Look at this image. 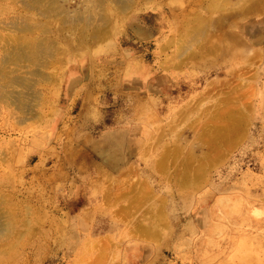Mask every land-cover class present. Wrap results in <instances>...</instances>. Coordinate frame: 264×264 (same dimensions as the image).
<instances>
[{"label": "rangeland", "instance_id": "1", "mask_svg": "<svg viewBox=\"0 0 264 264\" xmlns=\"http://www.w3.org/2000/svg\"><path fill=\"white\" fill-rule=\"evenodd\" d=\"M185 1H153L107 46L66 37L47 53L33 156L0 178L36 208V259L15 264H264V0H200L202 33ZM233 113L227 146L220 119Z\"/></svg>", "mask_w": 264, "mask_h": 264}, {"label": "bare ground", "instance_id": "2", "mask_svg": "<svg viewBox=\"0 0 264 264\" xmlns=\"http://www.w3.org/2000/svg\"><path fill=\"white\" fill-rule=\"evenodd\" d=\"M89 1L91 0H0V178L1 179L9 178L11 176L16 175L14 172L16 169L15 166L26 164L33 156L34 151L32 147H30V137H29L30 135L28 129L30 127L32 119H35L36 122L39 123V125H42L47 116L46 108L48 107L49 95L44 91L45 90L44 85L48 78L47 75L48 72L44 70L48 55L47 53L50 50H54L55 47L57 48L62 44L59 41L60 39L62 41V39L65 38L64 42H66V37L67 40L70 37L69 39L70 45L76 49L89 48L90 46L92 47V45L97 43V41L104 42L107 46L108 40L112 38V36L116 37L117 35L125 31V25L130 15L139 16L143 14V12L146 11V8H148L151 4H153V1L155 0H94V5L91 6L90 4L91 7H87L88 5L87 3H89ZM142 1L143 4L140 5V2ZM198 2L202 3L204 1L186 0L185 2H183V4H181L182 7L180 11H182L181 17L190 18L195 16L193 18H199L196 21L199 24L197 25L200 26L201 23L204 22L202 17H204L207 13L205 15L200 14L202 12L197 11L198 9L196 8L194 9V7L197 6ZM218 2L219 0L217 1V3ZM207 3L208 2H206V5ZM211 3H215V2H211ZM197 7H199V5ZM203 7L205 6L202 5V8ZM81 9L84 10L82 11ZM141 11L143 12L139 13ZM173 11L174 10H171V12ZM208 14L210 15L209 11ZM208 14L205 16L204 18L205 20L206 18L210 17V16L208 17ZM198 15L200 16L204 15V16L200 17ZM213 15L214 14L212 13L211 16ZM219 15H223V14H220L219 12ZM219 17L217 15L218 19ZM225 17L226 16H224V18ZM200 18H202L201 23H200ZM217 18L216 20H218ZM221 19L222 18H220L219 21H221ZM190 21L192 22V20ZM203 24L205 27L207 23H203ZM197 25H194L195 28H197ZM202 25L200 26L201 28L198 27L199 29L198 31L199 32L201 31V33L204 28L202 27ZM194 26H192L193 27L192 30L195 29ZM216 26L222 27V23L218 22V25L216 24ZM218 27L215 29L220 30L221 27L219 28ZM195 30L194 32L196 33L197 30L196 31ZM199 32L198 34L200 35ZM50 37L52 38L50 39ZM209 37H208V41L210 39ZM208 41L205 42L207 43ZM197 42H199V40ZM94 48L95 46L92 47V50ZM73 52L75 51L73 50ZM107 52H110L109 48L104 47L103 53H107ZM50 53L52 52L50 51L49 54ZM53 57L54 56L52 55L51 57L52 60H54ZM103 58H105V56ZM70 62L69 61L67 62L68 65L65 64V68L67 67V70L65 71L64 76H62L63 74L61 75L59 74L60 78H57L59 82L56 83L55 88H53L52 96L58 95L57 92L61 84V81L69 78L73 73L74 65ZM20 68L21 70L25 69L24 74L21 75L17 73L16 75H14L13 74L14 72L21 71ZM55 71L57 72L56 69ZM15 83L16 85L18 84L21 85V88L23 87L27 88L25 90H29V92L28 91L25 92L23 90H18V89L16 90L13 86ZM197 101L198 100H196V102ZM238 118L240 119V116H238ZM222 119L223 117L220 119V121L221 123H223V125L219 124L221 130L224 131V133L222 132L223 136L221 135L222 136L221 138L223 140L222 142L224 144V141H226V145H229L232 142L231 131L234 128L235 123L236 121H238V119L236 118V114L234 113L228 117V120L227 119L222 120ZM40 130H41L40 132L42 133V128H40ZM16 133L18 134L17 137L16 138L12 137ZM204 138L207 139V137ZM210 140L211 138L209 139V141ZM209 141L208 144L210 146L215 145L214 141L212 142ZM217 145H219L218 142ZM208 155L210 157L209 162L211 163L214 157L210 153ZM209 157H207V159ZM3 166L9 167V170H2ZM204 166L206 167L207 165L205 164ZM37 173H40L38 175L39 177H43L44 176L43 168L39 167ZM22 177L23 176L21 175V178ZM1 179H0V186L4 188V186L6 187V185L1 181ZM1 189H0V264H15L17 260L20 261V259L18 258L19 256L21 258L22 256H25L23 260H27V261L35 260L36 258L34 259L31 257V256H35L34 252H32L30 248L27 249L28 248L27 244H30L27 242V239L29 238L30 235H32L35 229V222H36L35 210H34L36 208H33V204L31 205L32 198H30L26 194L27 196H24L21 199L17 200V196H18L17 193L9 192L5 194V192H2L3 189L2 190ZM40 245H42V243ZM37 246L35 245L36 249L39 248V246L38 247ZM33 247L34 246H32V248ZM37 254L39 253H36V256H38Z\"/></svg>", "mask_w": 264, "mask_h": 264}, {"label": "crops", "instance_id": "3", "mask_svg": "<svg viewBox=\"0 0 264 264\" xmlns=\"http://www.w3.org/2000/svg\"><path fill=\"white\" fill-rule=\"evenodd\" d=\"M222 117H223V116H222ZM222 117H221V118H222ZM231 144H232V142L230 143V145H231ZM227 146H229V145H227ZM202 156H203V155H202ZM203 164H204V163H203ZM204 165H205V164H204ZM204 167H205V166H204Z\"/></svg>", "mask_w": 264, "mask_h": 264}]
</instances>
